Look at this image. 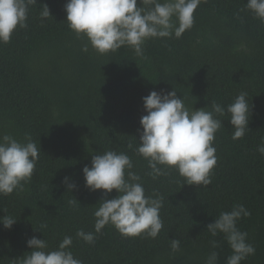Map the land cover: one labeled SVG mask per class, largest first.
Instances as JSON below:
<instances>
[{
	"label": "trees",
	"instance_id": "obj_1",
	"mask_svg": "<svg viewBox=\"0 0 264 264\" xmlns=\"http://www.w3.org/2000/svg\"><path fill=\"white\" fill-rule=\"evenodd\" d=\"M66 2L36 0L27 27L0 44V136H30L41 150L25 190L0 196V218L17 220L10 229L0 225V264H20L33 236L46 240L48 250L72 237L70 250L82 264H205L213 251L216 264H226L231 249L206 226L236 204L251 213L237 227L255 247L241 264H264V157L257 152L264 142V23L243 10L247 0H201L191 29L180 38L146 40L144 58L128 47L107 55L91 47L82 52L87 40L65 22ZM173 89L193 110H211L212 101L226 108L241 92L251 104L249 131L241 139H232L229 115L219 117L217 163L207 187L185 184L174 169L154 179L147 160L135 154L146 114L142 98ZM107 150L129 155L145 195L163 197L156 238H125L111 225L92 245L76 237L80 229L94 231L97 203L117 195L84 186L82 169ZM65 177L76 184L71 193L61 183ZM173 239L180 241L175 252Z\"/></svg>",
	"mask_w": 264,
	"mask_h": 264
},
{
	"label": "clouds",
	"instance_id": "obj_2",
	"mask_svg": "<svg viewBox=\"0 0 264 264\" xmlns=\"http://www.w3.org/2000/svg\"><path fill=\"white\" fill-rule=\"evenodd\" d=\"M67 0L64 5L69 29L87 43L98 55L114 53L121 47L130 48L137 57L144 58L143 45L151 38H180L191 29L194 12L201 0ZM36 0H0V44L10 41L13 32L27 27L28 9ZM246 11L251 12L264 23V0H247ZM41 18L50 16L44 5ZM247 93L241 92L225 108L212 101L211 110L207 106L193 110L185 106L177 91H151L142 98L144 112L140 118V132L135 154L147 160L149 175L154 179L165 174L166 169H174L187 185L207 187L212 183V170L216 166V148L213 146L215 133L222 127L227 113L233 127V140L244 137L249 131L251 104ZM131 149L133 146L128 145ZM264 157V142L257 147ZM41 150L30 136L17 140L12 135L0 136V196L14 191L22 192L35 172ZM133 163L126 153L107 150L94 154L91 166L82 169L84 186L91 192L100 190L107 196L113 190L117 195L112 199H102L94 211L93 232L80 229L76 237L84 243H95L96 234L111 225L125 238L144 236L156 238L163 228L160 209L163 197L145 195L141 177L134 171ZM68 192L76 189L70 177L62 182ZM71 203L79 204L74 198ZM80 205V204H79ZM250 211L242 204L233 205L230 211H222L214 221L206 226V231L215 238L222 235L231 249L226 264H241L255 254V247L248 242V233L237 227L242 217H249ZM16 219L11 216L0 218V225L10 229ZM73 239L65 236L54 250H48V243L35 236L26 241L31 249L20 258V264H82L70 250ZM212 248L218 247L215 239ZM180 248V241L171 240V249ZM217 253L211 252L205 264H216Z\"/></svg>",
	"mask_w": 264,
	"mask_h": 264
}]
</instances>
